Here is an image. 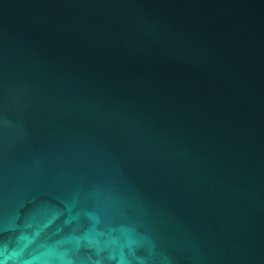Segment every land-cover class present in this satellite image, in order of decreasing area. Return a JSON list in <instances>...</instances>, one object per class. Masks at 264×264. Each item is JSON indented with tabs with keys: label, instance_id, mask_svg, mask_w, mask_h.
Segmentation results:
<instances>
[{
	"label": "water",
	"instance_id": "obj_1",
	"mask_svg": "<svg viewBox=\"0 0 264 264\" xmlns=\"http://www.w3.org/2000/svg\"><path fill=\"white\" fill-rule=\"evenodd\" d=\"M0 264H264V0H0Z\"/></svg>",
	"mask_w": 264,
	"mask_h": 264
}]
</instances>
